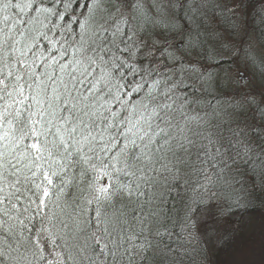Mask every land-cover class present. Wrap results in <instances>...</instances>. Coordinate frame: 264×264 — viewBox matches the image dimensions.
<instances>
[{"label": "snow or ice", "instance_id": "obj_1", "mask_svg": "<svg viewBox=\"0 0 264 264\" xmlns=\"http://www.w3.org/2000/svg\"><path fill=\"white\" fill-rule=\"evenodd\" d=\"M249 224L264 0H0V264H251Z\"/></svg>", "mask_w": 264, "mask_h": 264}, {"label": "trees", "instance_id": "obj_2", "mask_svg": "<svg viewBox=\"0 0 264 264\" xmlns=\"http://www.w3.org/2000/svg\"><path fill=\"white\" fill-rule=\"evenodd\" d=\"M248 211L252 216L256 217L257 221H258V213L253 212V210H251V209H249ZM240 215H242V213H238V215L236 217H233L232 221H230V222L237 221L239 219ZM252 231L254 232L253 226L251 224H249V232H247L246 234H244V233L239 234L235 241H232L229 245L218 250L217 257H219L220 260H224L228 257L229 253H231L234 250V247H246V249L249 252V255H247L246 258L251 261L252 259L249 258V257L253 258V256H251V254L253 252L257 253V251L261 248L260 242H259L258 231L256 230L254 236H251ZM253 244H255L257 246V248H255V249L251 248L253 246ZM254 257H255V255H254Z\"/></svg>", "mask_w": 264, "mask_h": 264}, {"label": "rangeland", "instance_id": "obj_3", "mask_svg": "<svg viewBox=\"0 0 264 264\" xmlns=\"http://www.w3.org/2000/svg\"><path fill=\"white\" fill-rule=\"evenodd\" d=\"M249 18L250 19H254V12H253V14ZM253 26L255 27L256 24L254 23ZM241 66H243V65H241ZM257 231H258V229H257ZM247 232H249V226L242 233L246 234ZM253 233L254 232L252 231L251 236H254ZM251 248H254L255 249V248H257V246L255 244H253V246ZM254 255H255V257H254ZM251 256H253V258L252 257H249L250 259H252L251 261L249 260L251 262V264H264V251H262L261 248L257 251V253L253 252L251 254Z\"/></svg>", "mask_w": 264, "mask_h": 264}]
</instances>
